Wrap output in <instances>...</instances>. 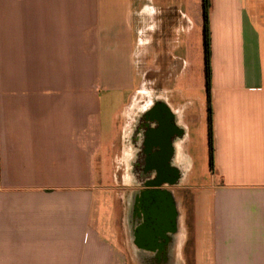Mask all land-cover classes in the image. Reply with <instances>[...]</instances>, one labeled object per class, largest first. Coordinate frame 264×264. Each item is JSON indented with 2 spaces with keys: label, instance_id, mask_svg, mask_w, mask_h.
<instances>
[{
  "label": "crops",
  "instance_id": "0c3cea01",
  "mask_svg": "<svg viewBox=\"0 0 264 264\" xmlns=\"http://www.w3.org/2000/svg\"><path fill=\"white\" fill-rule=\"evenodd\" d=\"M210 4L213 164L180 213L183 264H264V0ZM194 31L202 0H0V264H127L131 178L103 187L102 165L136 94L137 118L160 101L201 124L178 86Z\"/></svg>",
  "mask_w": 264,
  "mask_h": 264
},
{
  "label": "flooded vegetation",
  "instance_id": "af4514ba",
  "mask_svg": "<svg viewBox=\"0 0 264 264\" xmlns=\"http://www.w3.org/2000/svg\"><path fill=\"white\" fill-rule=\"evenodd\" d=\"M207 112V109L205 108ZM187 128L160 101L145 110L134 123L128 138L124 163L116 167L120 185L122 175H130V198L120 214V247L127 264H177L174 249L179 240L182 200L194 171L190 155L192 141L190 114L183 118ZM182 145L178 157L176 144Z\"/></svg>",
  "mask_w": 264,
  "mask_h": 264
},
{
  "label": "rangeland",
  "instance_id": "374dc122",
  "mask_svg": "<svg viewBox=\"0 0 264 264\" xmlns=\"http://www.w3.org/2000/svg\"><path fill=\"white\" fill-rule=\"evenodd\" d=\"M191 46L189 48V54L186 53V46L185 43L181 46V50L178 53V56L180 60L184 61H195L193 63V67L191 69L192 72V78L191 81L188 80H182L178 86L179 88L183 89L188 86L189 84L192 86V90L189 92V96L195 100L196 106L200 107V104H206V84H205V72H204V62H203V56L202 55V38L199 37V32L194 31L191 33L190 38ZM185 42V40H183ZM200 48V51H199ZM197 56V60H196ZM198 62V63H197ZM197 63V66H196ZM145 98L144 101L147 100L148 95L143 96ZM141 100V95H134L132 100V108L128 112L129 113V119L126 121V127L132 126L133 122L137 121V115L138 111L143 107ZM143 101V102H144ZM199 101V102H198ZM201 101V102H200ZM119 107H117L115 110L118 113ZM203 108L202 111V120L201 124L198 125V127H189V133H190V139L191 141L195 142L192 145V150L190 155L192 156L194 160V173L192 176H190V182L187 184V187L189 188V192L184 195H179L178 199L182 200V206H181V216H187L189 215V206L190 202L196 195L198 187L204 186L206 183L209 182V179L211 177V168H210V153H209V146H208V140H207V112L204 111ZM184 124L187 125L186 121H184ZM117 125L119 126V122H117ZM198 128V129H197ZM195 135L197 138H194ZM128 138H117L114 152L109 155L107 159L104 160V163L102 165V172L104 171V175H102V181L101 185L103 187H110L112 184L117 183V185L120 186V181L118 180L117 173H116V167H120L121 163H124V159L121 158V155H125V152H128ZM111 175H114V177H111ZM116 176V177H115ZM123 180V175H122ZM125 187V186H124ZM132 190L124 191V204L126 201L130 198V194ZM182 234V233H181ZM183 236H179V240L175 246L174 253H175V261L177 264H183V261L186 260L187 256L183 254L185 252V248L187 250V241L184 239Z\"/></svg>",
  "mask_w": 264,
  "mask_h": 264
},
{
  "label": "trees",
  "instance_id": "16d2710c",
  "mask_svg": "<svg viewBox=\"0 0 264 264\" xmlns=\"http://www.w3.org/2000/svg\"><path fill=\"white\" fill-rule=\"evenodd\" d=\"M210 0H202V18H203V48H204V72L206 84V109H207V140L210 153V168L213 164V138H212V110L210 95V30H209V11Z\"/></svg>",
  "mask_w": 264,
  "mask_h": 264
},
{
  "label": "bare ground",
  "instance_id": "6f19581e",
  "mask_svg": "<svg viewBox=\"0 0 264 264\" xmlns=\"http://www.w3.org/2000/svg\"><path fill=\"white\" fill-rule=\"evenodd\" d=\"M180 240H181V236H180Z\"/></svg>",
  "mask_w": 264,
  "mask_h": 264
}]
</instances>
